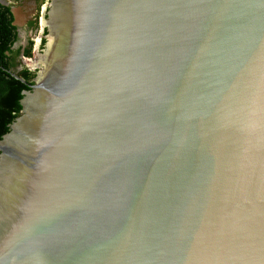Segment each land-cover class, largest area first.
I'll return each instance as SVG.
<instances>
[{
	"label": "water",
	"instance_id": "obj_1",
	"mask_svg": "<svg viewBox=\"0 0 264 264\" xmlns=\"http://www.w3.org/2000/svg\"><path fill=\"white\" fill-rule=\"evenodd\" d=\"M41 27L0 264H264V0H48Z\"/></svg>",
	"mask_w": 264,
	"mask_h": 264
},
{
	"label": "trees",
	"instance_id": "obj_2",
	"mask_svg": "<svg viewBox=\"0 0 264 264\" xmlns=\"http://www.w3.org/2000/svg\"><path fill=\"white\" fill-rule=\"evenodd\" d=\"M16 17L11 5L0 3V139L10 130V125L20 114L23 91L29 90V84L35 73L27 68L18 70L22 47L14 48L19 39ZM30 47L24 49V55L30 56ZM24 78L27 83L20 78Z\"/></svg>",
	"mask_w": 264,
	"mask_h": 264
},
{
	"label": "rangeland",
	"instance_id": "obj_3",
	"mask_svg": "<svg viewBox=\"0 0 264 264\" xmlns=\"http://www.w3.org/2000/svg\"><path fill=\"white\" fill-rule=\"evenodd\" d=\"M8 5H11L16 15V22L19 25L20 39L16 46H23L25 40L30 41L31 54L28 57H33L35 54L36 46L39 43L41 33V17L44 13L48 0H2ZM33 24L29 25L28 22L32 19ZM40 27V28H39ZM22 44V45H21ZM40 49L42 46L40 45ZM22 61L23 59L20 58Z\"/></svg>",
	"mask_w": 264,
	"mask_h": 264
},
{
	"label": "flooded vegetation",
	"instance_id": "obj_4",
	"mask_svg": "<svg viewBox=\"0 0 264 264\" xmlns=\"http://www.w3.org/2000/svg\"><path fill=\"white\" fill-rule=\"evenodd\" d=\"M0 3H2V4H4V5H8V3H5V2L2 1V0H0ZM12 11H13V13H14V9H13V7H12ZM14 15H15V13H14ZM42 15H44V13H43ZM15 17H16V15H15ZM41 18H42V17H41ZM34 19H35V18L33 17V18L28 22V24H29V25H32ZM15 24L18 26V32H19V25L17 24L16 20H15ZM40 27H41V25H40ZM40 27H39V28H40ZM41 29H42V27H41ZM41 32H42V31H41ZM46 34H47V29H45L44 32H43V36H42L43 38H42V43H41L42 49L45 47V43H46V38H45V36H46ZM19 39H20V32H19ZM19 39H18V41H19ZM18 41H17V42H18ZM39 41H40V38H39ZM17 42L15 43L14 48L17 49V48H19V47H22V54H21L20 58L23 59L24 49L30 47V41H29V40H25V44H23V46H20V45H19V46H16V45H17ZM21 45H22V44H21ZM42 49H41V50H42ZM24 56H25V55H24ZM27 57H28V56H27ZM31 61H32V63H31ZM27 62H28L30 65H32V66H34V65L37 64V62H33V59L27 60ZM34 63H35V64H34ZM24 68H27V69L29 70V68L27 67L26 63H24L23 60H22V61L20 60V64H19V66H18L17 69H18V70H23ZM29 71H31V70H29ZM31 72H33V73L36 74L35 71H31ZM33 79H34V78H33ZM33 79H32V81H33Z\"/></svg>",
	"mask_w": 264,
	"mask_h": 264
},
{
	"label": "bare ground",
	"instance_id": "obj_5",
	"mask_svg": "<svg viewBox=\"0 0 264 264\" xmlns=\"http://www.w3.org/2000/svg\"><path fill=\"white\" fill-rule=\"evenodd\" d=\"M40 61V60H39ZM39 61L37 62V64L36 65H38V63H39ZM34 62V61H33ZM31 63H32V61H31ZM35 64V63H34Z\"/></svg>",
	"mask_w": 264,
	"mask_h": 264
}]
</instances>
